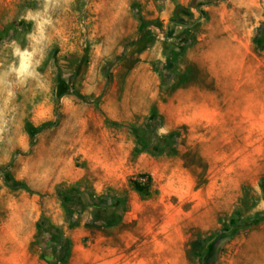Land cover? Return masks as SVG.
I'll return each mask as SVG.
<instances>
[{
    "label": "rangeland",
    "instance_id": "obj_1",
    "mask_svg": "<svg viewBox=\"0 0 264 264\" xmlns=\"http://www.w3.org/2000/svg\"><path fill=\"white\" fill-rule=\"evenodd\" d=\"M262 217L264 0H0V264H264Z\"/></svg>",
    "mask_w": 264,
    "mask_h": 264
},
{
    "label": "trees",
    "instance_id": "obj_2",
    "mask_svg": "<svg viewBox=\"0 0 264 264\" xmlns=\"http://www.w3.org/2000/svg\"><path fill=\"white\" fill-rule=\"evenodd\" d=\"M73 95H74L77 99H79V100H83V98H84L82 95H80V94H78V93H73ZM258 220H264V217H262L261 219H258ZM249 224H250V222L245 223V226H249ZM57 239H59V237H57ZM65 245H66V247L68 248V246H69V241H68L67 239H65Z\"/></svg>",
    "mask_w": 264,
    "mask_h": 264
}]
</instances>
